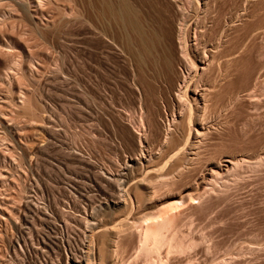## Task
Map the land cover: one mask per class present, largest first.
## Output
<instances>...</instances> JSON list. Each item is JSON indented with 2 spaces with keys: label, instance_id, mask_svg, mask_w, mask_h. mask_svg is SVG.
Masks as SVG:
<instances>
[{
  "label": "rangeland",
  "instance_id": "rangeland-1",
  "mask_svg": "<svg viewBox=\"0 0 264 264\" xmlns=\"http://www.w3.org/2000/svg\"><path fill=\"white\" fill-rule=\"evenodd\" d=\"M219 1L224 7L237 3ZM183 4V0H0V264L46 260L45 264H65V253L71 256L93 242L91 233L124 220L138 224L161 210L155 209L154 201L164 199L168 208L185 194L188 201L193 198V205L176 207L184 210L179 230L191 240L192 249L168 253L165 246L160 253L144 256L132 229L120 235L109 264H264V0H244L243 68L233 63L229 78L217 84L214 110L228 98L230 105L222 120L208 129L197 155L180 167L181 173L163 167L168 157L154 159L149 172L164 177L169 182L166 188L138 203L132 195V200L125 196L129 209L120 205L104 210L119 190L127 189L121 188V181L131 186L144 178L147 154L159 155L162 140L175 136L167 139L170 143L166 140L164 151L169 153L180 143L171 131L177 132L170 113L174 95L165 90L160 77L170 73L164 69L162 53L167 48L165 56L173 53ZM135 23L143 30L154 26L160 33L164 49L157 48V66L142 54L136 67ZM138 78L153 91L144 101L136 90ZM240 89L244 91L237 98ZM231 158L240 160L236 178L224 172ZM217 165L222 170L212 173ZM112 212L118 214L116 220ZM29 239L36 243L31 245ZM37 246L45 253L49 249L51 256L38 252Z\"/></svg>",
  "mask_w": 264,
  "mask_h": 264
},
{
  "label": "bare ground",
  "instance_id": "bare-ground-1",
  "mask_svg": "<svg viewBox=\"0 0 264 264\" xmlns=\"http://www.w3.org/2000/svg\"><path fill=\"white\" fill-rule=\"evenodd\" d=\"M210 1L211 0H183L184 4L182 6V15H181V18H178L177 29H176L174 36H173L175 41L173 44H171L172 42L170 43L172 46V50H173L172 51L173 53L171 54L172 56L167 55L168 56L167 57L164 55V53L169 51V50H167L168 49L167 48L166 51H164L165 50L164 47L160 45L159 39H161V38H159V36H158V35H160V33L157 34V30L154 26H151L148 30L144 29L145 30V32H144V30L142 29L140 24H138V23L134 24V26H133V32H134V35H133V46H134L133 55H134V60H135L136 65H137L136 67L139 68V66L141 65L142 54L146 55V57L150 59L152 65L154 67V65H156V63H155V59H156L155 57L156 56L155 55L157 54V48H159L161 46L162 49H164L163 50L164 53H162L163 56L161 55L162 56V62H163V66L165 67L164 69H166V70H168V72H170L169 75H171V77L168 74H166L163 77H160V80L162 81L161 83H162L163 87H165V90L168 93H173V95H174L173 104H172L173 107H172V109H171L172 111L170 113L172 116L171 122L173 124H175V126L173 124L172 125L174 128H176L177 132L174 131L175 132V134H174L173 130H171V131L173 133L172 135L178 136V137H176V138H179V139H177V142H180V143L175 144V146L172 145L173 149H171L172 151H170V153L166 152L167 149L164 151V149L166 147L165 145L168 144V142L170 141L169 139L171 138L170 137L171 133H170L169 139L167 136H165V138L166 137L167 138L165 139V141L162 140L163 143L160 144L158 147L159 148V153H158L159 155L154 154L152 152H149L147 154V157H146L147 158L146 159L147 165L146 166L144 165V167H142L146 171L144 174L145 175L144 178H142L143 174L141 173L142 179L139 180L137 178V180H136L137 182L135 181L136 183L134 185H131V186H129L130 183H129V185L126 184L128 187H125L126 185L125 186L123 185L126 182L121 181V183H122L121 188L124 187L127 189L125 191H123L122 190L123 188L121 189L120 185H119L118 189H121L122 191L117 190L118 191L117 192L118 197L116 196V199L111 201L110 204L105 203L106 205H105L104 210L113 211V209L115 207H118L120 205L123 206V208L125 210L129 209L128 207L130 206L129 204L131 202L130 203L128 202L129 204L126 203V200H124L125 196L128 197V198L126 197V199L132 200L130 198V195H132L133 200H135V202L138 203L145 197L146 198L147 197L152 198V196H153L152 194L153 193L155 194L157 190L161 189L160 187L166 188V186L169 182L167 183V181L165 179H163L164 177L161 178L162 176L161 175L159 176L158 175L159 173L157 174L159 176L158 178H161L163 180L160 179V181H159L158 178H156V180L158 182L153 180V178L157 175L153 176L149 172L150 168H152L151 162L154 161V159L159 160L160 158L163 159L165 157L164 159H166L168 157L167 161H166L167 164L165 166H163V165L162 166L166 168V166L168 165L173 172H174V170L178 171V169H179V171L181 173L182 170H180V167L184 166V164L186 163V161L188 159L197 155V152L200 148V144L204 143L203 141L206 138L207 134L209 133L208 129L218 119L221 118L220 120H222V114L225 113V111L229 107L231 98H228L227 102H225L223 105H221V107L218 111L214 110L215 104H214L213 98L215 96L216 87H217V84L219 83V81L222 78L226 79L228 76H230V74H231L230 70H231L233 63H237L240 66L241 70L243 68V64H244V0H237V3L236 4L234 3V5L230 6V7H226V6L224 7L223 4H219V2H220L219 0H213L212 1L213 3L210 5ZM180 13H181V11H180ZM155 25H157V24L155 23ZM156 27H158V25ZM170 50H171V48H170ZM176 68L179 70V72L176 71ZM153 73H154V71H153ZM154 75H156V77L157 76L159 77V73L158 74L154 73ZM167 75L170 78H168ZM140 79L141 78L137 79L136 90L138 91L139 97H141V99L144 98L143 99V101H144L147 99V97L149 95H151L153 93V91H152V88L150 87L149 84L146 85L147 83L145 84L143 82L146 85V86H144L142 83V80H140ZM243 91L244 90L240 89L236 93L237 98H241ZM150 97L151 96H149L148 98H150ZM140 104H142V103H140ZM166 120H168V119H166ZM223 121H224V123L227 124V120L225 118L223 119ZM167 123L169 124V122H167ZM168 130H170V129H168ZM176 133H178V134H176ZM174 137L175 136H172L173 139H174ZM171 141L173 142V140H171ZM161 151L163 152V154L160 153ZM164 152H166V153H164ZM239 161L240 160L231 158L229 161H227V163L230 166H228V165L224 166V168H225L224 172L226 174L231 173V176L234 174L233 176H235V178H236L235 174H237V173H235V170L237 169L236 167H237V165H238L237 163ZM126 165H127V163H126ZM169 167H168V169H169ZM216 168L218 170L213 171L212 173H214V172L218 173V171L222 170L221 167L218 165ZM172 171H171V173H172ZM148 172L151 176H149V174H147ZM184 173H186V172H184ZM168 174H169V172H168ZM205 175H203V176H205ZM163 176H164V174H163ZM119 177H121V176H119ZM145 177H147V178H145ZM165 177H167V175H165ZM218 177H220V176H218ZM168 178H170V177H168ZM174 179H173V182H174ZM206 179H207V177H206ZM117 180H118V178H117ZM220 181H222V180H220ZM171 182H170V184L172 185ZM201 182L202 181H200V183H196V185H195L196 191L201 188ZM193 194L194 193H192V195ZM185 195L187 196L188 194H185ZM185 197H183V195H182L183 199H185ZM187 197H189V196H187ZM189 198H187V201L189 200ZM183 199H181V197H180L179 202L173 201V202L169 203L170 204L169 206L166 205V206H168V208L166 206H165L166 208H164V205H163V202L165 201L164 199L159 200V201H154L152 204L156 207L155 209H158L161 207L160 208L161 210L159 209L160 211L156 215H153L152 217H148L146 215V217L143 218L141 220V222H139L138 224H136L137 221L135 222V221L131 220V222H128V221L124 220V221H121V223L116 227L114 226L110 229H107V230L105 229V231L103 230L104 232L103 231L99 232V230L101 229L99 227L100 229L98 228L99 230H97L99 233L97 231H96L97 234H96V232L91 233L94 235H92L93 236V242H90V245L87 244L85 246V248L83 245L82 248H79V249H81L79 252H77L79 250L78 249L75 251L77 253L76 254L73 253L71 256L66 255V253H65V256H66L65 260H64L65 264H82L83 262L85 264H94V263H96V260L98 261L97 263H99V264H109V260L110 259L112 260V258H110V257L112 255L115 256V253L117 250V245H118L117 243H118L120 235H122V233H124L125 231L128 232L131 230V232H132V229L136 230L134 233H136V236L138 239V242L137 241L136 242L138 244L137 247H138L139 253H142L144 256H147L150 253L151 254L160 253L159 251L162 250L163 247L165 248V246H166V249H168V253H169V250H171L172 252L176 251L178 253L186 250L188 248V246L191 247V245H190L191 240L189 241L186 237H185L186 238V240H185V238L183 236L184 234L182 235V233L179 230V225L181 224V221H182L181 219H182V217H184V214L182 213V211H184V210H182V208H177V207L178 206L183 207V206L193 205L192 201H191L193 198L190 199V201H188V203L185 202ZM153 205L151 206V208L152 207L154 208ZM162 205H163V207H162ZM188 207H186V208H188ZM184 208L185 207H183V209ZM190 208H191V206H190ZM115 210H116V208H115ZM108 211H107V213H108ZM92 214L93 215L92 216L90 215V216H91V218H93V221H95L94 218H95V216L97 217V215H95V213H92ZM119 216H122V215L119 214ZM113 217H114V219H115V217L117 219L118 214H115L112 212V219H113ZM89 220H90V218H89ZM120 220H119V222H120ZM182 222H184V220ZM86 223H91V222L87 221ZM66 224H67V222H66ZM91 225H93V223ZM97 225H98V223H97ZM97 225H95V226L93 225V226L96 227ZM99 225H100V223H99ZM102 228H104V227H102ZM180 228H181V226H180ZM91 229H92V227H91ZM101 232H103V233H101ZM127 234H129V233H127ZM28 236H29V234H28ZM25 237H27V235ZM27 238H29V237H27ZM22 239L25 240V238H22ZM127 239L129 240V238H127ZM130 239H131V237H130ZM32 240H33V238H32ZM32 240H30V239L28 240L29 242L31 241L30 242L31 245H33V243L35 242V241H33V243H32ZM50 240H46V241H49V243H51ZM187 240L190 243H188ZM42 241H44V240L42 239ZM68 241H69V239H68ZM68 241H66V242H68ZM24 242H23V245H24ZM54 242L56 243V241H54ZM42 243H47V242H42ZM61 243H62V241H61ZM105 243H107V244H105ZM18 244L19 243H17V245ZM68 244H69V242L67 243V245ZM23 245H21V246H23ZM45 245H43V246H45ZM18 246L20 248V245H18ZM24 247H25V245L22 248L23 250L26 249ZM66 247H68V246H66ZM31 248H33V246ZM22 249L20 248L19 250L22 251ZM34 249H35V247H34ZM82 249H83V251H82ZM190 249H192V247ZM38 250H39L38 252H40V253L43 251H44L43 253H45L46 249L43 250V248H42V251H40V249L38 247ZM48 250H47V252H48ZM57 250H58V248H57ZM68 250L70 252V249H68ZM26 251L27 250H25V252ZM64 251H65V249H64ZM31 252H32V250H31ZM35 252H37V251L34 250V253ZM47 252L45 253V256H46V254L51 256L50 254H48L49 252L48 253ZM55 252H57V251H55ZM55 252H53V253L57 254ZM28 253H29V251H28ZM139 253H138V255H139ZM182 253L184 254L185 252H182ZM22 254H21V256L24 255V254L23 255ZM32 255L34 257L33 253H32ZM156 255H158V254H156ZM15 256H16V254H15ZM29 256H30V254H29ZM37 256H39V255H37ZM46 257L48 258V256H46ZM143 258L145 259V257H143ZM40 259H42V258H40ZM21 261H22V259H21ZM23 261H26V260L23 259ZM34 261H36V259ZM39 261L37 263H39ZM46 262H47V260H46ZM46 262H44V264ZM31 263H33V262H30V263L29 262L28 263L27 262H21L20 264H31ZM42 263H43V261H42ZM51 264H53V263H51Z\"/></svg>",
  "mask_w": 264,
  "mask_h": 264
}]
</instances>
